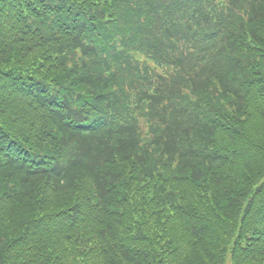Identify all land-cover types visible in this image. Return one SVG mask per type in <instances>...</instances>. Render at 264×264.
Listing matches in <instances>:
<instances>
[{
  "label": "trees",
  "instance_id": "16d2710c",
  "mask_svg": "<svg viewBox=\"0 0 264 264\" xmlns=\"http://www.w3.org/2000/svg\"><path fill=\"white\" fill-rule=\"evenodd\" d=\"M0 264H264V0H0Z\"/></svg>",
  "mask_w": 264,
  "mask_h": 264
}]
</instances>
